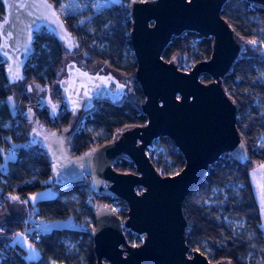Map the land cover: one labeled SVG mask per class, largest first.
<instances>
[{"label":"water","instance_id":"water-1","mask_svg":"<svg viewBox=\"0 0 264 264\" xmlns=\"http://www.w3.org/2000/svg\"><path fill=\"white\" fill-rule=\"evenodd\" d=\"M227 0H129L130 42L136 61L131 80L141 87L143 125L125 127L114 137L77 154H70L67 140L71 124L48 129L36 112L46 109L53 119L60 110L78 114L90 110L97 99L121 100L126 84L111 71L90 72L68 59L56 81L61 99L47 88L24 105L28 146H38L48 157L52 183L63 186L88 176L91 192L123 199L128 206L121 218L110 204L99 202L88 228L94 264H228L211 261L186 243L187 225L182 204L208 166L228 152L244 163L249 153L236 126V105L222 86L223 76L244 49L233 29L221 16ZM264 5V0H248ZM0 55L9 84L23 79V67L32 53L33 32L43 29L71 52L77 46L64 20L49 0H0ZM212 37L207 59L189 69L179 68L173 56L162 51L171 37L185 31ZM102 67V66H101ZM100 67V68H101ZM210 80L204 82L201 75ZM25 90L30 91L27 84ZM170 138L183 156L180 170L160 174L147 148L160 137ZM119 156L132 160L134 172L113 167ZM125 230L142 234L130 244Z\"/></svg>","mask_w":264,"mask_h":264},{"label":"trees","instance_id":"trees-1","mask_svg":"<svg viewBox=\"0 0 264 264\" xmlns=\"http://www.w3.org/2000/svg\"><path fill=\"white\" fill-rule=\"evenodd\" d=\"M49 1L57 10L60 0ZM128 2L110 0L106 6L94 11L90 16L89 29L73 25L75 18L71 14L60 16L78 48L85 53V62H101L126 76H132L136 61L130 42ZM1 15L0 2V18ZM221 16L239 41H255V46L262 48L264 5L248 0H227L222 6ZM212 42V37H203L188 30L171 37L162 51V57L167 61L173 56L178 57L179 68L189 69L195 62L210 57ZM32 48L23 67L24 77L19 83L24 89L30 82L50 88L58 79L65 49L43 29L33 32ZM243 50L221 82L236 105V126L249 158L241 163L228 152L221 154L188 192L182 210L187 221L185 237L190 250L198 249L209 260L216 262L264 264V232L250 180L251 169L264 163V144H258L260 136L264 134V59L243 54ZM5 63L0 55V147L6 151L16 144L17 153L6 161L5 169L0 171V211L6 207L9 194H15L25 201L30 194L53 184L45 152L38 146L26 144L28 122L24 111L15 110L12 113L6 102V97L13 90L18 93L22 105L28 103V96L26 90L20 91L15 83L7 82ZM200 78L204 82L210 80L207 74H202ZM133 83L136 102L128 99L113 102L105 98L94 101L93 107L82 116L80 126L73 130L71 128L67 140L70 154L109 141L125 127L146 122L147 117L140 109L144 95L138 82L133 80ZM60 94V90L55 89L52 98L58 100ZM36 115L48 129L70 124V114L66 110L53 119L48 117L44 108L38 110ZM154 143L160 149L148 155L156 170L160 174L180 170L184 159L173 141L160 136L151 142ZM113 167L121 172L135 170L132 160L123 156L115 159ZM87 182L88 176H83L76 182L54 185L56 189L53 195L35 201L33 219L63 221L70 217L75 223V226L64 225L38 231L39 239L33 242L38 250L35 260L26 257L21 245L10 242L15 232L24 231L26 223L23 218L5 220L0 226V264H94L92 241L87 231L93 225L94 206L99 202L111 204V200H115L117 204H122V208L115 210L122 219L126 217L128 206L123 199L91 192ZM33 233L34 230L29 232L30 235ZM125 236L130 244L141 241V236L129 230Z\"/></svg>","mask_w":264,"mask_h":264},{"label":"rangeland","instance_id":"rangeland-1","mask_svg":"<svg viewBox=\"0 0 264 264\" xmlns=\"http://www.w3.org/2000/svg\"><path fill=\"white\" fill-rule=\"evenodd\" d=\"M110 0H60L59 4L57 6V11L61 16H66V15H73L74 16V23L73 25L77 26H83L84 29H89V23H90V16L94 11L100 10L101 7L106 6ZM244 45V50L243 54H248V55H255L259 57H263L264 59V45L262 48H257L255 46V43L253 41H243ZM133 53V52H132ZM68 59L74 60L79 66L82 68H86L90 72H107L111 71L113 72L120 81L124 82L126 84V88L124 90V94L121 99H128L132 102L135 101V96H134V83L133 80L130 79V76H126L114 69H111L107 65L101 63V62H93V63H87L85 62V53L81 51L78 46H75L71 52L64 51V54L62 55V64L60 69L58 70L57 76H61L64 74L63 72V65ZM177 59H179L177 57ZM186 65V63H185ZM102 66V67H101ZM101 67V68H100ZM18 86V89L20 91L26 92L24 89V86L20 84L19 82L15 83ZM30 91L26 92L28 96V102H33L35 100V96L39 94H43L45 88H47V85L39 86L35 82H30ZM49 88V87H48ZM56 88V84L50 87V93L53 97L54 90ZM21 112L24 110V105L21 108H18ZM85 112H81L77 115H69V123L72 124V130L75 127H79V123L81 122L82 116L84 115ZM59 114V113H58ZM259 145L264 144V134L260 136ZM160 148H158L157 144H151L150 148H147V153L149 154L151 151L155 150L158 151ZM259 195V194H258ZM30 198V197H29ZM27 202H30L28 198H26ZM261 201V200H259ZM111 206L113 207L114 210H118L122 208V204H117L115 200H111ZM262 208V207H261ZM29 210L26 209L24 212V216L26 217V213H28L27 219L31 221V213H29ZM128 230H125V232ZM132 232V231H130ZM134 233V232H133ZM139 235V234H138ZM140 236V235H139ZM54 264V263H51Z\"/></svg>","mask_w":264,"mask_h":264},{"label":"crops","instance_id":"crops-1","mask_svg":"<svg viewBox=\"0 0 264 264\" xmlns=\"http://www.w3.org/2000/svg\"><path fill=\"white\" fill-rule=\"evenodd\" d=\"M6 102L8 103L10 111L12 113L15 110H19L18 108H21L23 106L21 102L19 101L18 93L14 90L12 91L10 96L6 97ZM0 153H1V162H0V171H1L5 169L6 161L11 159L12 156H10L7 153V150L3 151L2 147H0ZM250 180H251L255 198H256V201L259 207L261 227L264 232V163L258 164L253 169H251ZM55 189L56 187L54 186V184H51V186L47 188H44L38 192L30 194L28 196V199L30 202H27L26 200L23 201V200L18 199V197L15 194H9L8 203L6 207L2 211H0V226L5 220L10 219V218H23L24 222L26 223V227L24 228L23 232H30L33 230L42 232V231L49 230L52 227L64 226V225H74L75 223L70 217L63 221H58V220L57 221H43L40 219H33L32 214L35 210L34 208L35 201L40 197L53 195L55 192ZM29 208H30L29 213H31V219H32L31 221L27 219L28 213H26V217L24 216L25 214L24 211L26 209L29 210ZM0 236H1V231H0ZM10 242L11 243L13 242L12 239ZM17 244L23 247L26 257L30 258L31 260H35L38 257V250L36 249L33 242L19 240Z\"/></svg>","mask_w":264,"mask_h":264},{"label":"built area","instance_id":"built-area-1","mask_svg":"<svg viewBox=\"0 0 264 264\" xmlns=\"http://www.w3.org/2000/svg\"><path fill=\"white\" fill-rule=\"evenodd\" d=\"M47 34H49V33H47ZM184 70H187V68H184ZM16 146H17L16 144L15 145L12 144L9 147V149L7 150V153L12 157L15 156L17 153ZM139 235L141 236V241H142L143 235L142 234H139ZM38 239H39V237H38V231L37 230L36 231L34 230V233L32 235H30L29 232H23V231L22 232H15L13 235V238H12V241H13L12 243H17L19 240L36 242ZM135 244H138V243H133L132 245H135Z\"/></svg>","mask_w":264,"mask_h":264},{"label":"flooded vegetation","instance_id":"flooded-vegetation-1","mask_svg":"<svg viewBox=\"0 0 264 264\" xmlns=\"http://www.w3.org/2000/svg\"><path fill=\"white\" fill-rule=\"evenodd\" d=\"M48 88V87H47ZM47 88H45V89H47ZM49 90H50V88H48ZM55 89H58L57 88V86H56V88ZM61 92V91H60ZM51 94V93H50ZM39 95H41V94H39ZM61 95V94H60ZM38 96V95H37ZM36 97V96H35ZM51 97H52V95H51ZM61 99V98H60ZM60 99H58V100H60ZM61 111H63V110H60L58 113H60ZM88 110H86V111H82V112H87ZM69 112V111H68ZM69 114L70 115H74V114H71L70 112H69ZM79 114V113H78ZM58 115V114H57ZM75 115H77V114H75Z\"/></svg>","mask_w":264,"mask_h":264},{"label":"snow or ice","instance_id":"snow-or-ice-1","mask_svg":"<svg viewBox=\"0 0 264 264\" xmlns=\"http://www.w3.org/2000/svg\"><path fill=\"white\" fill-rule=\"evenodd\" d=\"M253 43H255V41H253Z\"/></svg>","mask_w":264,"mask_h":264}]
</instances>
